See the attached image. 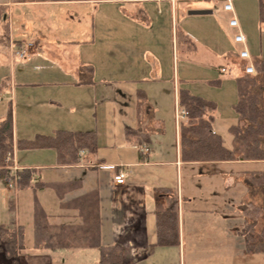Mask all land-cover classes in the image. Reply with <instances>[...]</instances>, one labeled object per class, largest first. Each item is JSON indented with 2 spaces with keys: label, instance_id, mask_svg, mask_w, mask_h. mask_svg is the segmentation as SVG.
Returning a JSON list of instances; mask_svg holds the SVG:
<instances>
[{
  "label": "crops",
  "instance_id": "crops-1",
  "mask_svg": "<svg viewBox=\"0 0 264 264\" xmlns=\"http://www.w3.org/2000/svg\"><path fill=\"white\" fill-rule=\"evenodd\" d=\"M52 2L90 8L89 14L69 12L73 20L91 24L88 30H82L80 39L45 41L47 47L43 45L39 51L44 57L50 55L63 72L55 84L68 85V89L75 86L86 95L94 93L97 96L92 104L84 98L75 101L69 106L70 112L80 114L84 109H91L96 115L108 111L112 116L110 146L102 148L99 145V132L92 124L88 125L91 121L87 122V118L83 125L81 114L78 116L80 123L76 121L73 127L60 126L62 121H50L37 134H45L50 129L53 132L56 129L95 131L99 147L96 154L88 155V151L82 149V162L63 165L58 164L54 148H39L35 150L48 154L49 164L27 166L19 162L17 166L33 168L35 177L44 182L80 180L81 187L69 193L68 199L98 190L101 244L120 246L122 264H264V252L245 251L242 235L251 203L264 205V188L255 180L251 181L252 175L264 173V161H184L181 158L180 123L176 120L178 88L188 79L184 77L186 70L181 71L179 67L180 53L184 64H194L199 71L202 67L239 74L235 71L237 66L241 73L235 76L236 80L245 73L247 61L238 55L243 45L238 47L241 44L235 42L238 29L229 21L235 15L242 32L252 25L263 31L259 1L232 0L234 13L224 9L226 0H7L4 4L10 12L13 4ZM237 3H241L240 9ZM95 17H98L97 21ZM10 22L9 15V29ZM180 31L190 38V42L179 40ZM99 42H107L102 51L109 61L113 57L112 68L106 69V59L94 62L88 55H82L84 49L89 50L88 46L93 47ZM6 46L10 49V42ZM171 47L174 50L172 59L169 57ZM33 49L34 45L29 47V51ZM71 57H75L73 61L69 60ZM252 58L260 57L252 55ZM223 68L226 71L223 72ZM12 77L3 78L1 85L10 94L13 111L14 96L16 99L22 85L14 71ZM221 78L213 79L211 84L220 85ZM260 82L264 102L263 75ZM170 90L175 108L173 135L169 133L161 111L164 92ZM204 97L215 101L213 97ZM51 102L63 104L57 99ZM17 103L18 100L16 113ZM214 116L213 131L222 137L216 125L217 111ZM232 120L229 131L240 122L237 112ZM132 130L137 134L129 135ZM21 138L26 139L19 136L14 125V140ZM222 141L231 148L232 134L222 137ZM103 165H113L117 169L101 168ZM120 165H125L128 176L125 183L116 184L113 177ZM38 196L52 224L81 221L77 211L61 207L52 188L39 190ZM171 198L176 200L178 243L157 244V211L159 207L167 208ZM29 206L34 209L33 198ZM17 224H22L26 230L25 224L18 220L14 222ZM33 225L34 220V233ZM260 225L258 231L263 228ZM101 257L102 251L98 247L57 251L33 249L25 256V261L26 258L30 261L23 264H101Z\"/></svg>",
  "mask_w": 264,
  "mask_h": 264
},
{
  "label": "trees",
  "instance_id": "trees-1",
  "mask_svg": "<svg viewBox=\"0 0 264 264\" xmlns=\"http://www.w3.org/2000/svg\"><path fill=\"white\" fill-rule=\"evenodd\" d=\"M27 1H65V0H12ZM70 1V0H68ZM259 1V17L264 22V0ZM4 10V12H2ZM0 22L2 32L0 39L7 44L9 36L8 6L0 5ZM179 40L189 41L190 38L180 31ZM256 75L243 73L236 78L238 100L234 105L240 122L230 127L233 136V146L227 147L222 137L213 131L214 113L217 103L200 94L193 93L185 85L178 88L179 107L187 111V117L180 122L181 158L184 161H229V160H263L264 161V102L262 98V83L264 76V59L254 58ZM246 65H244L245 68ZM3 85H0V90ZM137 131H129L136 135ZM146 134V133H145ZM18 149L54 148L58 164L72 165L77 163L82 149L88 155L98 151V139L95 131H76L56 129L52 134H37L30 139L14 141V124L12 107L0 118V178L10 172L9 155L14 154V146ZM88 160V159H87ZM33 168H19L16 173L17 189H33L35 192L43 188H52L60 199L63 209L77 211L81 221L72 223L52 224L49 215L41 202L34 200V250H70L76 248L98 247L102 251L101 264H122L120 246L105 247L101 244V214L100 196L98 190H92L82 195L68 199V194L81 187L80 180L44 182L35 177ZM264 188V173L252 175L251 181ZM253 183V182H251ZM249 219L242 230L245 251L248 253L264 252V227L257 230L259 220L264 218V205L251 203ZM158 240L157 244L178 243L176 235L177 212L176 200L169 199L167 208L159 207L157 211ZM25 228L22 224L9 227L0 223V248L12 264H23L22 254L26 252Z\"/></svg>",
  "mask_w": 264,
  "mask_h": 264
},
{
  "label": "rangeland",
  "instance_id": "rangeland-1",
  "mask_svg": "<svg viewBox=\"0 0 264 264\" xmlns=\"http://www.w3.org/2000/svg\"><path fill=\"white\" fill-rule=\"evenodd\" d=\"M5 1L7 0H0V5H5ZM8 1L13 2L12 0ZM240 6L241 3H237L239 9ZM71 11H79L84 14H89L91 12L87 5H75L68 2L42 3L39 5L18 3L11 6L10 12L8 11L11 21L9 29L10 39L15 45H21L27 49L28 45L31 43L34 45V49L33 51H28L24 59L17 58V56L14 58L11 55L9 46H6L7 43L0 39V85L2 84L3 78L7 76L13 78V71L18 75L19 79L17 78V80L22 86L19 87L16 99L14 96V110L12 112L14 125L17 126L20 137L26 139L34 138L39 130H43L42 128L47 127L46 123L50 121H62V124H59L60 126L65 125L67 127H73L76 121L80 123L78 116L82 114V124H86L84 119L87 118V122L89 120L91 121L88 125L90 126L92 124L93 129L99 132V145H101L102 148L109 147V131L114 125L112 116L108 111L99 112L98 115H96L91 109H84L80 114L70 112L69 106L75 101L84 98V101H89L90 104H92L97 96H95L94 93L86 95L81 92L80 88L76 89L75 86H71V88L68 89V85L61 86V84H55V80H58L59 75L63 72L59 69L60 66H57L53 62L50 55L45 54L44 57L39 51L41 46L43 47L44 45V47H47L45 41L55 43L70 38L80 39L81 36H83L82 30H88L91 24L84 20H73L71 15H69ZM2 12H4V10ZM97 18L98 17H95L96 21ZM2 29V23L0 22V33ZM243 33L246 35V47L251 55L264 59V30L260 31L258 26L254 28L252 25V27L248 26L243 29ZM105 43L107 42L96 43L93 47L88 46L90 49H84L82 55H88L87 57L91 58L94 62H103L106 59V69H109L113 67L114 59L111 57L112 59L109 61V57L107 55L105 56L102 51ZM240 46L242 47V45H238V47ZM93 51L94 54H92ZM173 51L171 47V50H169L170 59H172ZM11 56L13 57V64L11 63ZM74 58L71 57L69 60L73 61ZM182 60L180 53L179 67L181 71L183 68L186 70V75H184V77L188 78L183 82L184 85L193 93L215 98L217 103L216 111L218 114L216 125L219 127V133L224 138L228 135L230 136L231 133L228 127L234 120H232V117H234L236 113L234 105L238 100L235 76L239 75L241 70L235 66V71L239 74L235 72L220 73L215 68L202 67L199 71V68L197 66L195 67L194 64L186 65ZM219 77H222V83L220 85L211 84L213 79ZM97 95L99 96L98 93ZM101 95L102 94H100V96ZM9 96L10 94L7 93L4 88L0 90V97H3V100L0 101V116L3 114L5 115L7 113L6 109H9L11 105ZM54 99L60 100L63 104L59 105V103H52L51 100ZM17 100L18 111L16 113L15 104ZM161 107L162 116L166 120L165 124L169 133L173 135L175 128V108L172 90L164 92V99ZM51 133H53L52 129L45 134ZM12 156L15 158L16 165H18L19 162L27 166L49 164L47 163L49 158L48 154L37 152L35 149H18L15 145L14 154H12ZM17 159L20 161H17ZM15 163L14 160H10L9 162L10 165H15ZM38 192L39 190L35 192L33 189H17L15 183L9 187L8 183L5 182L3 178H0V223L10 227L18 220L25 224L26 230L24 231L27 250L22 254L21 258L22 262L25 263L26 261H30L29 258H26L25 261L26 254H30L34 249L32 245L34 241L32 228L34 209H30L29 201H32L33 198L34 202L36 196L39 199L41 195L38 196ZM260 201L261 200L258 202L261 203ZM259 206H263V204H259ZM259 223L264 227V218H261ZM259 223L256 226L257 230L259 226L261 227ZM7 255L8 253H5L0 248V264H12V261Z\"/></svg>",
  "mask_w": 264,
  "mask_h": 264
},
{
  "label": "built area",
  "instance_id": "built-area-1",
  "mask_svg": "<svg viewBox=\"0 0 264 264\" xmlns=\"http://www.w3.org/2000/svg\"><path fill=\"white\" fill-rule=\"evenodd\" d=\"M224 9L234 13V6H233V2L232 0H226L225 4H224ZM230 25L237 28L238 32L235 34L234 36V40L236 43H239L241 45H243V47L238 51V55L241 59H244L247 61V64L244 68V71L248 74L251 75H256L257 74V70L256 67L254 65L253 62V58L252 55L250 53V51L248 50V48L246 47V42H247V38L246 35L241 31L240 28V22L239 19L234 15L230 21H229ZM33 44H29L28 45V49L24 46L21 45H15L13 43V41L10 39V52L12 54V56H17L19 58L24 59L26 57V55L28 54L29 51V47H32ZM226 71V68H223V72ZM1 100V97H0ZM187 117V111L183 108H180L178 105L176 107V120L177 123H180L181 121H183L184 119H186ZM82 153H80L78 161L82 162ZM7 160H14L15 163V159L12 155H9ZM101 168L104 169H117L116 166H100ZM19 169V167L16 165H11L10 166V172L5 176L4 181L8 183V186L11 187L14 183H15V179H16V173L17 170ZM128 176V171L125 169V165H120L118 167V170L116 171V173H114V177H113V182L116 184H123L125 183V180Z\"/></svg>",
  "mask_w": 264,
  "mask_h": 264
}]
</instances>
